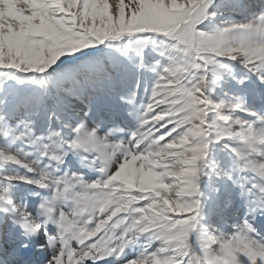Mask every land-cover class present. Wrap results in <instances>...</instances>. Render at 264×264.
<instances>
[{
  "label": "snow or ice",
  "instance_id": "6c2138e0",
  "mask_svg": "<svg viewBox=\"0 0 264 264\" xmlns=\"http://www.w3.org/2000/svg\"><path fill=\"white\" fill-rule=\"evenodd\" d=\"M0 264H264V0H0Z\"/></svg>",
  "mask_w": 264,
  "mask_h": 264
}]
</instances>
